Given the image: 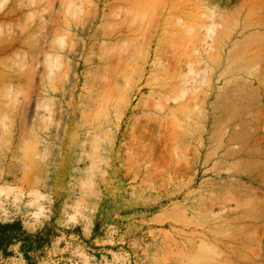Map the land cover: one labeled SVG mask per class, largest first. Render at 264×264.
Wrapping results in <instances>:
<instances>
[{"label":"rangeland","instance_id":"obj_1","mask_svg":"<svg viewBox=\"0 0 264 264\" xmlns=\"http://www.w3.org/2000/svg\"><path fill=\"white\" fill-rule=\"evenodd\" d=\"M0 226V264H264V0H0Z\"/></svg>","mask_w":264,"mask_h":264},{"label":"crops","instance_id":"obj_2","mask_svg":"<svg viewBox=\"0 0 264 264\" xmlns=\"http://www.w3.org/2000/svg\"><path fill=\"white\" fill-rule=\"evenodd\" d=\"M9 227L0 226V255L4 256L11 252V249L15 246L17 233L16 231L8 232Z\"/></svg>","mask_w":264,"mask_h":264},{"label":"bare ground","instance_id":"obj_3","mask_svg":"<svg viewBox=\"0 0 264 264\" xmlns=\"http://www.w3.org/2000/svg\"><path fill=\"white\" fill-rule=\"evenodd\" d=\"M2 212H3V213H6V211H5L4 209H2Z\"/></svg>","mask_w":264,"mask_h":264}]
</instances>
